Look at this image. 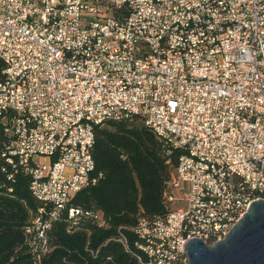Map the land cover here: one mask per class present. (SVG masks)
Returning a JSON list of instances; mask_svg holds the SVG:
<instances>
[{"label": "built area", "instance_id": "2783aa9c", "mask_svg": "<svg viewBox=\"0 0 264 264\" xmlns=\"http://www.w3.org/2000/svg\"><path fill=\"white\" fill-rule=\"evenodd\" d=\"M0 59L1 173L30 178L38 260L51 223L82 215L107 124L139 119L178 156L169 212L136 230L146 264H187L186 242L264 200V0H0Z\"/></svg>", "mask_w": 264, "mask_h": 264}, {"label": "trees", "instance_id": "16d2710c", "mask_svg": "<svg viewBox=\"0 0 264 264\" xmlns=\"http://www.w3.org/2000/svg\"><path fill=\"white\" fill-rule=\"evenodd\" d=\"M0 59V81L4 70ZM111 126L112 128H109ZM91 185L75 195L67 215L45 231L47 250L35 257L26 229L40 204L30 192V178L0 164V264H146L136 247L139 220L148 226L169 212V181L178 156L166 148L139 119L95 129ZM12 176L10 180L8 177ZM100 218L99 221L90 217Z\"/></svg>", "mask_w": 264, "mask_h": 264}, {"label": "water", "instance_id": "95a60500", "mask_svg": "<svg viewBox=\"0 0 264 264\" xmlns=\"http://www.w3.org/2000/svg\"><path fill=\"white\" fill-rule=\"evenodd\" d=\"M183 250L187 264H264V200L252 202L222 240L193 238Z\"/></svg>", "mask_w": 264, "mask_h": 264}, {"label": "rangeland", "instance_id": "374dc122", "mask_svg": "<svg viewBox=\"0 0 264 264\" xmlns=\"http://www.w3.org/2000/svg\"><path fill=\"white\" fill-rule=\"evenodd\" d=\"M109 128H112L111 126H109ZM180 205L177 203V202H175V203H173L172 204V209H176V208H178Z\"/></svg>", "mask_w": 264, "mask_h": 264}]
</instances>
